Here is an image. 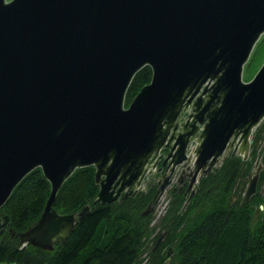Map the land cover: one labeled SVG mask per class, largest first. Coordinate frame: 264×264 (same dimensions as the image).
<instances>
[{
    "label": "water",
    "instance_id": "water-1",
    "mask_svg": "<svg viewBox=\"0 0 264 264\" xmlns=\"http://www.w3.org/2000/svg\"><path fill=\"white\" fill-rule=\"evenodd\" d=\"M263 35L264 0H0V237L3 209L37 170L51 193L37 222L10 230L20 250L53 251L90 216L91 205L55 209L77 171L94 169V205L112 206L174 183L190 201L229 159L250 162L264 65L250 82L243 72ZM145 69L151 81L127 106ZM263 174L264 158L241 208Z\"/></svg>",
    "mask_w": 264,
    "mask_h": 264
},
{
    "label": "trees",
    "instance_id": "trees-1",
    "mask_svg": "<svg viewBox=\"0 0 264 264\" xmlns=\"http://www.w3.org/2000/svg\"><path fill=\"white\" fill-rule=\"evenodd\" d=\"M151 78L150 69H145L136 77L127 97V106L150 83ZM255 159L253 152L251 161L247 163L240 158L229 159L217 174L206 178L212 181L206 182L201 193L194 196L195 203L190 205L188 212L196 207L205 208L208 196L217 187V182L211 186L213 180L217 181L219 177L224 179L226 169H231L232 173L223 188L225 196L235 188L237 178L246 182L247 173L252 169ZM245 167L248 169L245 170ZM263 178L264 174L260 184ZM221 182L220 186H223ZM50 193V184L40 170L30 174L16 189L3 209L4 214L10 217V224L0 237V262L141 264L146 240H152L155 247L151 250L150 264H166L168 261L169 264H264V214L262 220L256 218V208L264 205V202L255 208L251 206L259 194L244 208H241L240 201L235 207L214 205L206 216L198 221L195 219L196 222L185 231H180L181 224H185V214L170 222L167 220L168 225L164 228L166 235L160 233L154 237L148 222L151 215L142 217L140 214L150 203V198L139 196L126 201L131 209L125 213L119 211L124 203L112 206L94 205L99 188L95 185V170L89 168L77 171L65 184L55 209L60 214H74L91 205L90 216L78 225L65 245L58 246L53 251L30 245L20 250V240L10 235V230L23 233L37 222L43 214ZM162 237L164 239L156 248ZM166 250L169 251L165 252Z\"/></svg>",
    "mask_w": 264,
    "mask_h": 264
},
{
    "label": "rangeland",
    "instance_id": "rangeland-1",
    "mask_svg": "<svg viewBox=\"0 0 264 264\" xmlns=\"http://www.w3.org/2000/svg\"><path fill=\"white\" fill-rule=\"evenodd\" d=\"M9 1V0H8ZM264 65V35L261 37V39L259 40V42L257 43L249 62L246 64L245 68H244V72H243V81L244 82H250L251 80L254 79V77L257 75V73L260 71V69L262 68V66ZM263 126V127H262ZM256 134V137H255ZM254 134V140H253V149L252 152L253 154L256 155V159L253 162V166H255L256 163H259L260 161H262V159L264 158V124L261 125V127L255 132ZM234 159V158H233ZM248 168L245 167V170H247ZM227 171H225V177L223 179V177H219L217 181L212 182V185L215 184L217 182V187L216 189L213 190V192L211 193V195H209L208 200L206 201V206L205 208H201V207H196L193 208L191 211H189L188 213H185V218H184V223L185 224H181V228L180 231L183 230H187L189 229L196 221H198L199 219H201L202 216H206L210 210L213 209L214 205H219L221 206H226V207H232L235 205L237 206V204H239L240 199L243 196V193L245 192L246 186H247V177H246V182L244 181H240L237 178V184L235 185L234 189H231V192L228 193V195H224V186L227 184L226 180H228L230 178V174L232 173L231 169H226ZM219 171H217L218 173ZM216 173V174H217ZM248 174V173H247ZM214 175V174H212ZM223 180V182H221ZM218 182H219V186H220V182L223 186H218ZM260 189L259 190V197L253 201L251 206H257L258 204H260L261 202H264V178L262 179V182L260 184ZM205 192H207V189L205 190ZM139 197V196H138ZM167 201H169L168 197H163L160 201V206L163 212H160V214L158 215V213H155V208H154V212H152V214H150V218L148 219L149 222V229L151 231H153L152 236H157L160 233L165 232L164 225L160 224L159 222V218L161 219V217L163 216V214H165L166 210H169L170 207V203H167ZM130 202V201H129ZM167 203V204H166ZM150 205L147 204V206L140 211V214L142 215V213L147 209V207ZM166 208V210H165ZM130 204H128V202L124 203L121 208L119 209V211L121 213H125L128 212L130 210ZM149 216V215H148ZM258 215L256 214V218ZM147 217V216H145ZM196 219V221H194ZM258 220V219H257ZM160 245V244H159ZM156 246L157 247H159ZM155 247L154 242L152 240H150L148 242V240H146L145 243V250H144V254H143V259H142V263L141 264H150L151 262V250H153V248ZM169 250H166L165 252H168ZM0 264H15V263H11L8 261H2L0 262ZM169 264V261L166 263Z\"/></svg>",
    "mask_w": 264,
    "mask_h": 264
},
{
    "label": "flooded vegetation",
    "instance_id": "flooded-vegetation-1",
    "mask_svg": "<svg viewBox=\"0 0 264 264\" xmlns=\"http://www.w3.org/2000/svg\"><path fill=\"white\" fill-rule=\"evenodd\" d=\"M215 175V174H214ZM212 175V176H214ZM209 179V178H208ZM205 179L204 181L202 180L199 185L197 186L196 190H195V195L198 193L200 194L203 187L206 186V182L210 183L212 180H208ZM188 190V185L184 186L183 190L181 191L179 187H177V184L174 183L169 189L166 190V192L164 193V195L161 198L158 199H154L155 193H156V187H152V185L149 186V191L147 193L146 196H142V197H146V198H150V203L153 202L154 203V208H155V213H158V215L160 214V212H163L160 206V201L161 199L164 197H168L169 201H167V203H170V207L169 210H166L165 214H163V216L161 217V219L159 218V222L160 224L162 223L164 225V228L167 227V223L166 221L168 220V222L172 221L174 218H177L178 216H183L185 213H188V209L190 207L191 204L195 203L194 201V197H192V199L189 201L190 198V193H187ZM194 195V196H195ZM166 203V204H167ZM192 206V205H191ZM171 214V216H170ZM161 224V225H162ZM163 228V229H164ZM164 235L165 232H164ZM164 239V237L160 238L158 245L162 242V240Z\"/></svg>",
    "mask_w": 264,
    "mask_h": 264
},
{
    "label": "snow or ice",
    "instance_id": "snow-or-ice-1",
    "mask_svg": "<svg viewBox=\"0 0 264 264\" xmlns=\"http://www.w3.org/2000/svg\"><path fill=\"white\" fill-rule=\"evenodd\" d=\"M9 2H11V0H9Z\"/></svg>",
    "mask_w": 264,
    "mask_h": 264
}]
</instances>
